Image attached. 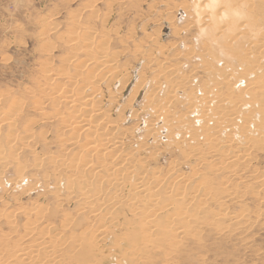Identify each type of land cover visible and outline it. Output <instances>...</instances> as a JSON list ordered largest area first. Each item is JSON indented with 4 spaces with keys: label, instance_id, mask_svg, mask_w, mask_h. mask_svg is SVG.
Wrapping results in <instances>:
<instances>
[{
    "label": "rangeland",
    "instance_id": "1",
    "mask_svg": "<svg viewBox=\"0 0 264 264\" xmlns=\"http://www.w3.org/2000/svg\"><path fill=\"white\" fill-rule=\"evenodd\" d=\"M207 2L208 0H0V238L9 235L8 232L12 230L5 216L13 219L18 233L23 232L21 225L25 223V218L18 210L21 207L26 210L33 207L41 210L44 208L42 211L46 207L45 211L57 212L59 217V211H64L83 226L86 223V226L90 225V228L96 230L100 225V217L96 216V210L100 208L98 199L95 198L97 188L104 197L102 214L114 208L125 220L140 219V216L130 212L133 202L129 198L123 199V204L120 205V198L110 200L116 188L108 189L107 184L100 181L98 174H91L93 171L90 169L81 168L83 178L79 184L76 179L79 171L70 173L63 170V164L86 144L85 127L69 130L63 121L68 120L71 111L63 96L64 89L69 87L70 82H74V65L69 66L70 78L54 79L48 86H43L45 83L42 81V73L48 68L59 70L63 59L72 54L84 59L81 45L74 52L68 48L71 43L65 45L62 41L70 36L71 27L75 23L73 16L76 15L79 16L76 19L79 25H93L97 36L105 31L109 40V61L114 69L110 73L104 72L105 80L98 86V92L91 94L90 89H85L82 94L83 97L91 95L88 97L91 100L84 102L82 109L91 104L94 106L92 110L102 107L101 117L96 113L90 116L91 121H103L97 129L106 135L103 138L114 143L123 137V147L119 151L118 148L113 150L121 153V156L110 159V153L113 154L111 150L104 157L105 160L113 161L114 169H123L125 172L130 170L131 164L121 166V159L129 155L148 159L151 169L157 168L159 173L165 174L164 187L160 188L163 190L158 192L161 197L159 206L165 203L168 191L172 194L179 192L180 188L186 193L195 191L191 208L195 210L196 223H191L187 236L169 255L164 250L165 243L159 244L163 245L162 250L155 249L152 250L153 254H143L139 264H264V90L253 91L254 94L241 92L250 81L251 85L254 81L255 87L260 82L264 89V0H229L226 4L219 3L214 12L205 7ZM233 4H248L246 7H249V17H242L244 19L238 21L232 19L234 23L230 21L231 18L223 17V21L215 25L212 16L219 12L225 14L229 7L235 6ZM89 7L95 12L92 19ZM221 8L223 11H220ZM207 13L211 17H207ZM251 13L253 14L250 15ZM201 17L207 20H202ZM47 19H52L57 26L45 35V32L42 34V23H46ZM241 21L245 26L244 33L240 35L243 41L235 34L238 26L235 24H240L238 22ZM254 21L256 22L253 23ZM202 23L206 29L202 28ZM243 23L241 22L242 25ZM213 26L216 31H211ZM218 28L225 32H220ZM204 32L208 35L216 34L212 38H218L217 41L205 36ZM227 33L231 35L228 36ZM232 37L238 39L232 40ZM219 41L225 42L221 43L222 47ZM45 44L51 47L48 53L43 51L46 49ZM225 47L230 50L226 48L228 51L224 52ZM247 50L254 54L246 60L248 65L242 60L239 62L241 54ZM48 56L50 65L46 60ZM113 60H116L115 63ZM253 64L258 66L251 71ZM58 85L61 87L60 91L56 89ZM81 85L77 80L69 88L75 94L79 92ZM228 93L235 97L232 98L235 101L242 97L237 115L234 114L235 102L223 99ZM205 96L209 97L208 100ZM149 97L152 101H148ZM56 99L57 104L53 102ZM205 101L210 103L209 106ZM204 105L208 108L203 110ZM221 105L223 109L220 108ZM217 107L222 109L224 115L221 119L223 130L217 128L219 136L216 135L215 142L218 146L211 150L213 145L203 143L204 133H207V129H210L208 133L216 131L213 129H216L220 116L215 113ZM10 111L17 113V118L14 117V121H11L13 125L9 124L12 117ZM203 111L205 114H202ZM251 112L255 117L248 116ZM231 115L237 121L233 119L232 126L227 127ZM180 119L186 122L179 125L177 122ZM249 119L253 122H247ZM202 120H207L206 125ZM245 122L247 123L244 124ZM30 123L34 124L27 131ZM110 123L117 125V129L108 128ZM182 134L183 137L179 140L178 137ZM231 136L232 142L229 143ZM244 136L251 138L250 144L254 148L243 143ZM74 137H77L75 140L78 143L72 142ZM97 142L98 138H95V143ZM138 148L145 151L138 154ZM248 154L250 158L246 160L249 162L240 161L243 155ZM236 156H241L239 161H233ZM101 169L97 173L107 175L109 168ZM203 178L206 181L205 189H197ZM89 182L91 185L88 188ZM67 185L71 189L67 190ZM83 187L89 191L93 207L82 197L80 188ZM127 189L132 191V186L127 187L125 192H128ZM123 191L124 188H120L119 192L126 194ZM136 202L141 208L146 205L144 202ZM105 223L103 221L102 224ZM126 234L128 235V231ZM123 237L125 234L121 230L107 233L103 248L108 255L101 258L103 264H114L113 260L120 256L121 247L118 250L113 244ZM120 242L126 248L129 240ZM138 245L144 247L140 243ZM120 264L133 263L126 257Z\"/></svg>",
    "mask_w": 264,
    "mask_h": 264
},
{
    "label": "bare ground",
    "instance_id": "2",
    "mask_svg": "<svg viewBox=\"0 0 264 264\" xmlns=\"http://www.w3.org/2000/svg\"><path fill=\"white\" fill-rule=\"evenodd\" d=\"M228 1L229 0H208L205 7H207L211 12H214L216 7L219 5V3L222 2V3L226 4V3H229ZM202 3H203V1H202ZM233 5H235V4H233ZM246 5H248V4H236L234 7H231V8L229 7L228 10H227V8H226L227 6H226L225 8L227 11H225L226 13L224 12L225 14L222 15L219 12L222 16L221 15L218 16L219 13H217V15L212 16L213 20H214V24L216 25V24H219V22L223 21L222 20L223 17L229 18V19L231 18L230 19L231 22L233 21L232 19H235L238 21L239 19L243 20L244 18L241 19L242 17H246V16L249 17V15H248L249 11H247L249 7L247 8ZM89 6H92V5H89ZM223 6H225V5H223ZM252 8H251V10H252ZM196 10H198V9H196ZM200 10H201V8H200ZM221 10H222V8L220 9V11ZM217 12H218V10H217ZM208 13L206 14L207 17L209 16ZM90 14H91V19H92L93 18L92 15H95L93 8L92 9L90 8ZM212 14H214V13H212ZM252 14L253 13H251L250 15H252ZM73 17H71V18L74 19L73 21L75 23H73V25L71 27L70 36L67 38V40H66V38L65 39L63 38L62 41L65 45L67 43L68 44L71 43V46H68V48L74 52H75L76 48L81 45V47H82L81 52L83 53L84 59L81 60L78 57V55L72 54L71 56H69V57L67 56L66 58L63 59V64H61V68H59V70H54V69L49 70V68H48L46 71L44 69V72L42 73V81H43V83H45L43 86H48L54 79L57 80L59 78H63V79L70 78V77H68L69 66L74 65V77L75 78L72 77V79H74L72 81L75 82L78 80L82 83L81 88L78 89L79 92L77 91V93H75V94H73L71 92V88H69V87H72L74 85V82H70L69 87H66L64 89L65 96H63V97L66 100L65 103L69 104V108L71 107V111L68 114V120H63V121L69 130L71 129V130L75 131L77 129H80V127H85L86 133H85L84 138L86 139V142H85L86 144L73 156V158H71L65 164H63V170L68 171L70 173L75 172V171H79L80 174L78 177H76V175H73L76 177L79 184L82 183V178H83V175H82L83 172H81L82 171L81 168H83V167H85V169L88 168V169H90V171H93L91 174H98V176L100 177V181L105 182L107 184V186L109 187L108 189L116 188L114 190V193L111 194V199L110 198H108V199L112 200V199H119L120 198V200L118 201V204L120 205V204H123V199L127 200L129 198L130 201L133 202V206L130 207L131 208L130 212L133 214H136L137 216H140V219H138L137 221L136 220H132V221L125 220L124 216L122 217L121 214H119L116 211V209H114V208H112V209H110V211L102 214L101 212H102V206L104 205V197H103L102 191L99 188H97L98 191H96V193H95V195H96L95 198L98 199V203H99L98 205L100 206V208H98L96 210V213H97L96 216L100 217V223H99L100 225L96 230L93 228H90L89 227L90 225L86 226V223H85L86 227L83 226V224L81 222L72 218L68 213H65L64 211L58 210L59 212H61L60 213L61 216L59 217L57 212L50 213L48 211H45L46 207H45L44 211H42L44 208L41 210L40 208L38 209L37 207H33L32 209L26 210V209L21 207L18 210L21 211V215H23V217L25 218V223L23 225H21L23 228L22 229L23 232L21 230L20 231L22 233H18L17 226L13 222V219L6 218V216H5V219L6 220L8 219L7 223H8V225H10L12 230L10 232H8L10 234L7 236L1 235L2 237L0 238V264H103L101 258L103 256L106 257L108 255L103 248L105 245L104 244L105 237H106L108 232L113 233V232L118 231V230H121L122 233L125 234V237H123L121 240H123V241L129 240V243H128L126 248H123V244L121 245V242H120L121 240L114 242L113 246L118 250H120V249L122 250V251L120 250V256H118V258L116 257L117 260L116 259L113 260L114 264H120L121 261L123 259H125L126 257H129V259L132 261L133 264H139L140 259L142 258L143 254H147V253L153 254L154 252L152 253V250L155 251V249H158V250L161 249L162 250L163 245H159V244L165 243L164 250H167L166 254L169 255L171 252H173L176 249V247L181 242V240L187 236V234L189 233L188 230L191 227V223H196V221H195V210L193 208H191L192 202L195 199V191H193L192 193H186V191L182 190V188H180L179 192H177L176 194H172L170 191H168V194L165 197L166 198L165 203L162 206H159V203L161 201V197L158 196V192L163 190L160 188L164 187L163 176L165 174L163 173L164 174L163 175L162 173H159L158 172L159 170L157 168L151 169V166L149 165L150 161L148 159H146V158L139 159V158L134 157V155H129L128 157L121 159V162H120L121 166L131 164V165H129L130 170L129 171L126 170L125 172L123 169L122 170L121 169H114L115 165L112 164L113 161H111L109 159L105 160L104 157L106 156V154H108V152H110L111 150L113 152V150L115 148H118V151H119V148L123 147V145H122L123 144V142H122L123 137L122 138L120 137V139L115 141L114 143H111V141H109L105 137H104L105 139L103 138V136H106V135H104L101 130H100L101 132H98L99 130H97L99 125L103 121L97 122L96 120H94V121L92 120L93 121L92 122L91 116H90L92 113H96V115L98 117H101L102 107L98 108L99 110L98 109L92 110V109H94L93 108L94 106H93V104H91V105H89V107L84 106L85 108L82 109L84 102L91 100V98H88L91 95L83 97L82 94L87 89L91 90V94L98 92V90H99L98 86H100V84H102V82H104L106 73H110L111 69H114V68H112L113 67L112 63L109 61V59H110V57L108 55L109 54V51H108L109 47L107 45L109 40H108L107 34L105 35V31H103V33H101V34H99V36H97V32L96 33L94 32L93 25L87 26V24H86V26L83 27L82 25H79L77 23L78 20L76 22V19H78L79 16L76 17V15H74ZM209 17H211V16H209ZM202 18H204V17H201L200 19H202ZM251 18H256V17H251ZM88 19H90V18H88ZM261 19H263V18H261ZM48 20L49 19L46 20V23L44 22L45 24L42 23V25H44V30H43L42 34L45 32V35L47 34L46 32L54 30L55 27L57 26L55 24V22H53L52 19H50L49 21ZM202 20H207V19H202ZM202 20H200V21H202ZM208 20H210V19L208 18ZM88 22H89V20H88ZM207 22H209V21H207ZM234 22H232V23H234ZM241 22L243 23V21H241ZM241 22H238L240 24H235V25H238L235 28V34H236V36H238V38H240V35H242L244 33V28H245L244 23L242 25ZM255 22L256 21H254L253 23H255ZM205 23L206 22H204V25L206 27ZM209 23L212 24V22H209ZM232 23H230V24H232ZM202 25H203V23H202ZM204 25L202 26V28L206 29L207 27L205 28ZM220 25L222 27H224L223 24H220ZM246 25H248V24H246ZM221 26L219 28H221ZM213 27L212 28L209 27V29L211 28L212 29L211 31H216L215 30L216 26L214 28ZM250 27H251V25H250ZM224 28H227V27H224ZM232 30H233L232 32H234V29H232ZM203 31H205V30H203ZM209 31L210 30H208V32ZM219 31H220V29H219ZM259 31L257 30V32H259ZM205 32H207V31H205ZM220 32H225V31L222 29ZM227 32H229V29ZM205 34H204L205 36L210 37L212 40L217 41V39H218V38L217 39L212 38L213 37L212 35H216L214 33H212V35L209 34L210 36L208 35V33H205ZM223 34L226 35V33H223ZM227 34H228V36L231 35L229 33H227ZM217 36H219V35H217ZM228 36H226V37H228ZM233 37H235V36H233ZM233 37H232V40L238 39V38L236 39ZM241 38H243V37H241ZM241 38L239 40H242ZM262 38L263 37H261V39ZM223 40H224V38H223ZM230 41H229V43H230ZM242 41H240V42H242ZM219 43H220V41H219ZM219 43H217V45ZM221 43L224 44L225 42L221 41ZM221 43H220V47H222ZM229 43H227V44H229ZM47 44H45L46 46H44V49L45 48L46 49L43 50L46 53H48L51 50V47ZM261 44L262 43H260V45ZM98 46H99V49H98ZM238 46H240V45H238ZM235 47L238 48L237 46H235ZM226 48L227 47H225L224 52L227 49L230 50L229 48H227V49ZM236 48H234V49L236 50ZM258 51H260V50H258ZM69 53L71 54L72 52H69ZM237 53H239V52L237 51ZM226 54H227V52H226ZM234 54H236V53H234ZM243 54H244V56H243ZM256 54H257L258 58H260L259 53L257 52ZM251 55H254V54H252L250 52V50L243 52L241 54L242 59L240 58L239 62L241 63L242 61H244V62H246L245 64L248 65L246 60L248 58H250ZM48 57L49 58H47L46 60L50 62V56H48ZM43 60H45V59H43ZM115 61H114V63H115ZM50 64H51V62L49 63V65ZM257 66L258 65L253 64L252 69H250V70L252 71L253 68L256 70ZM105 71H106V73L104 74ZM115 71H116V69H115ZM117 71L120 72V70H117ZM114 73H116V72H114ZM116 74L118 75V73H116ZM229 74H231V73H229ZM224 78L226 80H228V77L225 76ZM222 81H220V82H222ZM253 82L251 85L250 84L251 81H250V83L247 86H244V88L242 90L240 89L242 94H246L247 92L249 94H252L253 91L255 93V92H258V90H259V92L264 90V89H262L263 86L260 82H259V85L256 84V87L253 85ZM60 88H61L60 85H58L56 89L60 91ZM122 88H123V84H122V87L120 88V90H122ZM235 89H236V87H235ZM154 90L152 92H154ZM157 90H159V89H157ZM62 93H63V91H62ZM233 93H235V92H233ZM149 95L150 94H148V96ZM239 96H241V95H239ZM218 97H219V95H218ZM207 98H209V97H206V99ZM232 98H235V97L233 95H231V93H228V94H226V96L223 99H224V101H227V102L228 101H234L235 102V104L233 105L234 111H235L234 114L236 113V115H237L238 109L241 108L240 106L242 104L241 103L242 97L238 101L237 100L235 101ZM12 101H14V100H12ZM148 101H152V99L149 97ZM51 102H52V100H51ZM53 102H55L57 104L58 100L56 99ZM165 103H167V102H165ZM207 103L208 102L205 101V104L209 106L210 103L209 104H207ZM56 104H53V105L56 106ZM201 104H203V103H201ZM206 105L203 106L204 107L203 110L205 108H208V106H206ZM221 107H222V105L220 106V108ZM17 108H18V106H17ZM158 108H160V107H158ZM210 108L208 111H210ZM220 108L217 107L216 112H215L216 114L220 115L218 118L219 120L217 121L218 124L215 127L216 129H213L216 131H211L210 133H208V131L210 129H207L208 130L207 133L203 132L205 134L203 143H204V145L205 144H208L209 146L213 145V146H211V150L216 149L218 146L217 142H215L216 141L215 137H216V135L219 134L217 128H220V130H221V124L223 125V122L221 123V119L224 118V117H222V116H224L223 112H222L223 107H222V109H220ZM167 109H166V111H167ZM14 110H16V108ZM230 110H232V109L230 108ZM254 110H256V109L254 108ZM254 110H252V111H254ZM10 112L12 113L11 114L12 117L9 119L10 120L9 124L13 125V123L11 121H14L13 120L14 117L17 118L15 115L17 113L14 114L13 111H10ZM14 112H17V111H14ZM155 112L157 113V111H155ZM203 112L204 113H202V114H205V111H203ZM254 113H256V111H254ZM168 114H169V112H168ZM168 114L166 116H169ZM231 114H233V113H231ZM253 114L251 112L248 114V116L249 117H255ZM257 115H258V112H257ZM45 116L47 117L48 114ZM58 116H59V118H61V115H58ZM202 116L205 117V115H202ZM212 116H214V115H212ZM46 117H45V119H46ZM103 117H104V115H103ZM159 117H160V115H159ZM233 117L234 116H232L228 119L227 123H229V125L227 127L232 126L231 124H233V119H235ZM209 118H211V117H209ZM157 119H159V118H157ZM162 119H163V117H162ZM166 119H168V118H166ZM47 120H48V118H47ZM205 121L207 122V120H205ZM205 121H203V122L206 125ZM185 122H186V120L184 121L183 119H180V121H178L177 123L179 125H181ZM247 122H253V120L251 121V119H249ZM247 122H245L244 124H246ZM27 123H29V122H27ZM31 124L32 123L28 124L27 127H29V128L27 129V131L30 130V127L34 123L32 125ZM166 124H167V122H166ZM167 126L169 127V123L167 124ZM262 127H263V124H262ZM108 128L117 129V125L110 123ZM205 128H206V126H205ZM259 128H260V125H259ZM243 129H245V127ZM175 131H176V133H178V131L176 129H175ZM233 131H232V133L235 132V131L234 132ZM173 132L174 131H172V133ZM180 132H182V131H180ZM75 135H77V133ZM170 135L173 136L172 134H170ZM232 136H231V138H229L230 140H228L229 143L232 142ZM245 136H248V135H245ZM150 137H152V136H150ZM182 137H183V134L180 135V137H178V139L180 140V138H182ZM95 138H98L97 143H95ZM174 138H176V137H174ZM75 139H77V137H74V140L72 138V142L78 143V141H76ZM254 139H256V137ZM27 140H31V139H27ZM173 142H175V141L173 140ZM179 142L180 141H178L177 144H179ZM250 142H251V138H249V137L244 138L243 143L246 146L248 145L249 147L254 148V146L251 145ZM254 142H256V140ZM24 143H26V142L24 141ZM249 147H248V149L251 150ZM110 148H113V149H110ZM118 151H117V153H116V151L113 152L112 155L110 153V159L113 158L114 156H117V155L121 156V153H119ZM144 151H140V148H138V154L143 153ZM215 151H217V150H215ZM240 157L241 156H236L233 161H236V159L239 161ZM246 158L247 159L250 158L249 154H248V156L243 155V157L241 158L240 161L246 160ZM52 162H53V160H52ZM246 162H249V161L246 160ZM101 168L102 169L109 168L107 175L101 176V175H99V173H97ZM119 168H121V167H119ZM88 169H86V170H88ZM70 176L71 175H69V178H70ZM201 182H202V180H201ZM201 182H199V185H197V189H199V188L205 189V186H206L205 179L203 180L202 183ZM70 183L71 182H68V184H70ZM154 183H156V185H153ZM70 185H67L65 188L67 190L71 189ZM87 185L89 188V186L91 185L90 182ZM131 186H132V191H130V189H127L128 192H125V189L127 187H131ZM85 187L80 188L81 195L92 206L91 200H89L91 196L90 197L88 196L89 191L87 189H85ZM122 187L124 188L123 192H125L126 194L122 195V192L121 193L119 192L120 188H122ZM207 194H208V192L205 193V196H207ZM148 195H149V198H148ZM56 198L59 199L57 196H56ZM99 199H100V201H99ZM136 200L140 203L144 202L146 204V205H144L145 207H143V208L139 207V204L136 202ZM126 205H128V203ZM44 206H41V207H44ZM58 208H60V207H58ZM92 211H94V210H92ZM18 213L20 214V212H18ZM85 221L88 222L87 220H85ZM103 221L104 222L106 221V223L102 224ZM109 222H111V225L109 224ZM132 227H134V229H132ZM126 231H128V235L126 234ZM1 234H3V233H1ZM197 234H199V233H197ZM25 241H27V242H25ZM138 243H140L144 247L139 246ZM161 250H159V251H161ZM166 254H165V256H167ZM110 264H112V263H110Z\"/></svg>",
    "mask_w": 264,
    "mask_h": 264
}]
</instances>
